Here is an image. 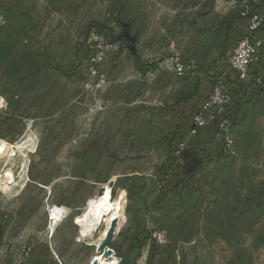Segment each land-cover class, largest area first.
Instances as JSON below:
<instances>
[{"label": "rangeland", "instance_id": "1", "mask_svg": "<svg viewBox=\"0 0 264 264\" xmlns=\"http://www.w3.org/2000/svg\"><path fill=\"white\" fill-rule=\"evenodd\" d=\"M258 5L5 0L0 139L29 135L36 150L0 159V264H88L79 217L106 185L126 194L117 264H264V49L260 85L227 83L232 149L203 133L208 159L193 153L187 181L161 179L183 114L202 86L230 78L236 25ZM175 59L196 69L179 76ZM49 205L69 209L54 234Z\"/></svg>", "mask_w": 264, "mask_h": 264}, {"label": "built area", "instance_id": "2", "mask_svg": "<svg viewBox=\"0 0 264 264\" xmlns=\"http://www.w3.org/2000/svg\"><path fill=\"white\" fill-rule=\"evenodd\" d=\"M244 20L245 31L236 40L228 58L230 78L224 74L211 84L199 109L191 117L187 135L173 154L175 160L176 158L178 160L184 150H190L199 161H206L209 154L203 152L201 141L203 133H209L208 135H212L215 140H219L223 148L232 149L233 123L228 112L235 94L228 92L227 83L233 80L242 85L261 84V78L256 74V69L264 49V9H254L244 17ZM172 64L179 76H185L196 69L179 59L173 60ZM212 154L214 155V152Z\"/></svg>", "mask_w": 264, "mask_h": 264}, {"label": "bare ground", "instance_id": "3", "mask_svg": "<svg viewBox=\"0 0 264 264\" xmlns=\"http://www.w3.org/2000/svg\"><path fill=\"white\" fill-rule=\"evenodd\" d=\"M3 104V101L0 100V108L3 107ZM35 150L36 144L29 135L16 145H11L0 139V159L11 158L15 153L26 159L28 154ZM7 179L9 180V178ZM8 185V181L1 183L5 190L8 189ZM125 198V192H120L116 198H113L112 188L106 185L104 191L97 194L87 204L82 216L79 217L80 236L89 239L90 246L95 248V254L88 264L118 263L113 250L109 248V243L114 238L117 229L126 221V216L122 211ZM49 212L48 224L50 232L54 234L56 228L68 220L69 209L65 206L49 205Z\"/></svg>", "mask_w": 264, "mask_h": 264}, {"label": "trees", "instance_id": "4", "mask_svg": "<svg viewBox=\"0 0 264 264\" xmlns=\"http://www.w3.org/2000/svg\"><path fill=\"white\" fill-rule=\"evenodd\" d=\"M262 9H264L262 5H258L255 8V10H262ZM236 27H238L237 32L239 34H242V32L245 30V22H241L240 24H237ZM211 83H213V80ZM202 91H204V90H202ZM204 95H205L204 93H201L200 96L195 97L193 104H192V107H191L192 112L190 113L189 118H191L193 116V114L199 109L202 101L204 100V97H205ZM187 132H188V130L184 128V125L182 123H179V125L177 127V131H176L177 135L173 139L169 157L167 158V161L164 165V169H163V175L164 176H162V178H161L163 183L166 181V183H168V184L172 183V186H175L176 184H178L181 181H187V179L190 177V175L184 176L183 174H181L180 171L182 170V167L179 165L178 162H175L176 160L173 156L174 152L178 149V146H179L181 140L187 135ZM168 184H167V187L169 186ZM164 185H165V183H164Z\"/></svg>", "mask_w": 264, "mask_h": 264}, {"label": "crops", "instance_id": "5", "mask_svg": "<svg viewBox=\"0 0 264 264\" xmlns=\"http://www.w3.org/2000/svg\"><path fill=\"white\" fill-rule=\"evenodd\" d=\"M4 4H5V0H0V12H1V6L3 7ZM262 54H263V51H262ZM206 89L207 88H204V86H202L200 92H198V96H200L201 93H204L205 94L204 96L206 97L207 92H208V89H207V92H206ZM202 90H204V91H202ZM183 115L184 116L182 117L181 123L184 125L185 129H188V127L190 125V121H191V118H189L190 115L189 114H187V115L183 114ZM177 162L179 163V165L183 169H186L187 174L194 171L198 167V165L200 164L198 159L193 155L192 151H190V150H184L182 152L181 156L178 158Z\"/></svg>", "mask_w": 264, "mask_h": 264}]
</instances>
